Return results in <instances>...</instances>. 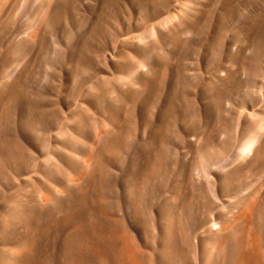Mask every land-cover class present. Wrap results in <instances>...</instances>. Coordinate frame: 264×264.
I'll return each instance as SVG.
<instances>
[{
	"label": "rangeland",
	"instance_id": "rangeland-1",
	"mask_svg": "<svg viewBox=\"0 0 264 264\" xmlns=\"http://www.w3.org/2000/svg\"><path fill=\"white\" fill-rule=\"evenodd\" d=\"M262 88L264 0H0V264H264Z\"/></svg>",
	"mask_w": 264,
	"mask_h": 264
},
{
	"label": "bare ground",
	"instance_id": "bare-ground-1",
	"mask_svg": "<svg viewBox=\"0 0 264 264\" xmlns=\"http://www.w3.org/2000/svg\"><path fill=\"white\" fill-rule=\"evenodd\" d=\"M211 10V9H210ZM211 35V34H210ZM210 37V36H209ZM208 37V38H209ZM212 37V36H211ZM262 90V93L264 94V89L262 88L261 89ZM230 161V160H229ZM256 236L255 235H253V234H250V233H248L247 234V239L246 240H248L247 242H249L250 244H254L255 242H256V238H255ZM252 246V245H251ZM253 249V248H252ZM208 263V261H206L204 264H207Z\"/></svg>",
	"mask_w": 264,
	"mask_h": 264
}]
</instances>
